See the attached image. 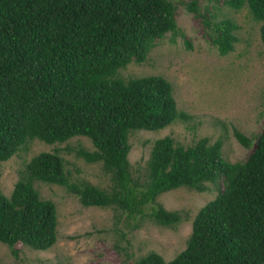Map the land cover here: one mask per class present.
<instances>
[{
    "label": "trees",
    "instance_id": "trees-1",
    "mask_svg": "<svg viewBox=\"0 0 264 264\" xmlns=\"http://www.w3.org/2000/svg\"><path fill=\"white\" fill-rule=\"evenodd\" d=\"M179 2L202 18L220 55L234 49V21L202 13L197 0ZM224 3L248 8L264 45V0ZM175 15L172 0H0V161L32 139L53 144L84 136L93 149H75L76 156L100 162L110 177L106 190L70 182L58 149L32 156L10 194L0 191V242L14 256L19 242L46 250L57 240L56 206L40 197L34 180L65 186L85 207H112L124 239L145 218L165 227L183 220L156 203L161 193L204 192L207 182L222 179L224 186L192 220L182 251L168 261L150 251L134 264H264V127L254 136L233 128L238 143L252 147L242 162L223 157L221 139L203 136L185 146L165 135L153 142L144 177L133 176L130 133L190 115L178 109L165 77L125 80L117 73L143 62L168 32L183 36Z\"/></svg>",
    "mask_w": 264,
    "mask_h": 264
},
{
    "label": "rangeland",
    "instance_id": "rangeland-1",
    "mask_svg": "<svg viewBox=\"0 0 264 264\" xmlns=\"http://www.w3.org/2000/svg\"><path fill=\"white\" fill-rule=\"evenodd\" d=\"M172 1L176 5L177 25L184 35L172 36L168 32L143 62H130L117 75L125 80L145 75L165 77L173 86L178 109L190 118L159 130L130 133L128 159L134 177H144L149 152L157 138L170 135L175 143L185 146L203 136L210 142L221 139L223 157L229 162H242L252 147L239 144L233 128L254 136L264 127V45L260 23L252 18L246 6L235 10L224 0H197L202 13H213L217 19L230 18L238 26L239 39L234 49L220 55L202 18L187 11L179 0ZM80 147L93 149L84 136L53 144L38 139L27 141L9 159L0 161V191L10 194L15 182L27 174L28 160L39 152L54 149L65 160L70 182H88L109 189V174L100 162L88 163L77 157L74 150ZM206 185L209 190L204 192L178 187L161 193L156 203L167 210L179 211L183 220L174 227H165L145 218L139 228L127 232L123 239L121 230L114 226L112 207H85L65 186L34 180L40 197L56 206L57 240L46 250H35L19 242L15 245L17 256L0 242V264H134L150 251L171 260L185 248L198 210L224 186L222 179Z\"/></svg>",
    "mask_w": 264,
    "mask_h": 264
}]
</instances>
